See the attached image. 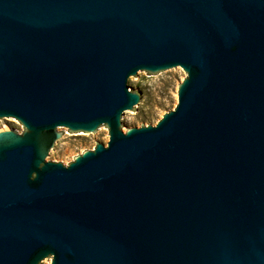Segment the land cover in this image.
I'll return each mask as SVG.
<instances>
[{"label":"water","instance_id":"95a60500","mask_svg":"<svg viewBox=\"0 0 264 264\" xmlns=\"http://www.w3.org/2000/svg\"><path fill=\"white\" fill-rule=\"evenodd\" d=\"M175 70L176 108L134 128L135 79ZM12 120L0 264H264V0H0Z\"/></svg>","mask_w":264,"mask_h":264},{"label":"rangeland","instance_id":"374dc122","mask_svg":"<svg viewBox=\"0 0 264 264\" xmlns=\"http://www.w3.org/2000/svg\"><path fill=\"white\" fill-rule=\"evenodd\" d=\"M187 78L184 70H175L162 79H135V93L148 95L144 108L130 114L134 128L156 126L166 113L174 110L178 104L179 88ZM14 127L24 131L17 120L0 122V131ZM63 135L67 142L57 153L55 162L65 166L84 152L95 150L97 144L107 145L110 140V130L101 139L68 131Z\"/></svg>","mask_w":264,"mask_h":264},{"label":"bare ground","instance_id":"6f19581e","mask_svg":"<svg viewBox=\"0 0 264 264\" xmlns=\"http://www.w3.org/2000/svg\"><path fill=\"white\" fill-rule=\"evenodd\" d=\"M5 129V128H4Z\"/></svg>","mask_w":264,"mask_h":264}]
</instances>
